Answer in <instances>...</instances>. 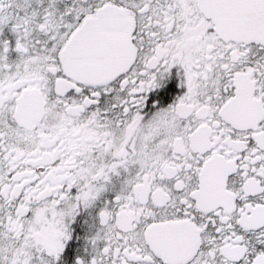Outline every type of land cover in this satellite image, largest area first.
<instances>
[{"label": "snow or ice", "instance_id": "1", "mask_svg": "<svg viewBox=\"0 0 264 264\" xmlns=\"http://www.w3.org/2000/svg\"><path fill=\"white\" fill-rule=\"evenodd\" d=\"M0 264H264V0H0Z\"/></svg>", "mask_w": 264, "mask_h": 264}]
</instances>
